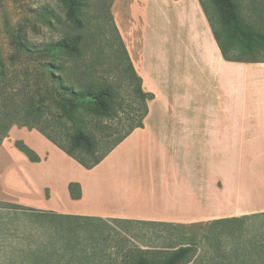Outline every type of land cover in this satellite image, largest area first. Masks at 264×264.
<instances>
[{"label": "crops", "instance_id": "1", "mask_svg": "<svg viewBox=\"0 0 264 264\" xmlns=\"http://www.w3.org/2000/svg\"><path fill=\"white\" fill-rule=\"evenodd\" d=\"M160 1L167 14L189 16L190 51L179 55L187 66L170 67L163 77L123 34L142 89L153 94L143 127L90 169L39 130L11 128L40 161L15 144L0 147V264L12 251L26 260L27 251L41 249L47 241L42 219L50 214L122 226L137 234L132 239L143 253L194 247L184 264H264V61L225 59L200 0ZM136 138L152 139L159 152L158 207L146 205L140 187L127 183L130 166L118 155ZM180 149L216 155L217 163H206V177L195 182L193 163L168 159ZM71 182L80 184L81 198H72ZM130 189L141 198L126 195ZM150 231L153 245L145 238ZM179 237L184 241L176 246Z\"/></svg>", "mask_w": 264, "mask_h": 264}, {"label": "rangeland", "instance_id": "2", "mask_svg": "<svg viewBox=\"0 0 264 264\" xmlns=\"http://www.w3.org/2000/svg\"><path fill=\"white\" fill-rule=\"evenodd\" d=\"M202 2L216 28L219 29V14L215 3L213 0ZM234 2L245 22L264 33V0ZM167 8L168 6L163 5L160 0H87L81 18L82 23L77 25L70 20L60 0H0V57L5 59L17 53L12 41L19 31L40 49L63 38L79 36L80 57L70 58L65 52L58 50L49 53L47 50L46 60L36 59L33 53L21 54L16 67L9 71V77L16 69L19 71L27 67L29 75L40 82L41 90L33 91L30 95L34 97V101H47L50 105L44 107L48 114L42 116L39 125L66 146L69 145L68 136L72 133V122L70 120L61 122L49 116L51 111L57 110L53 101L62 100L57 99L62 91L56 92L58 84L51 78L52 71L46 66L42 67L40 63L45 64L56 57V72L66 76L77 89L86 88L90 84L110 85L114 110L111 116L103 119L108 127L102 128L96 122L88 123L86 126L90 133L99 138H103L106 132L112 133L111 137L103 138V146H100L97 153L99 154L136 124L144 110L142 101H147L137 90V79L130 68L119 34L122 40L125 34L134 52L140 55L149 68L163 72V77L170 67L187 66L186 60L179 61V55L190 51L188 37L190 22H186L189 16L176 18V15L164 11ZM254 52L257 58L264 59V47ZM237 53L240 55L241 52L237 50L235 54ZM243 55L250 58L248 53ZM47 88L49 92L45 91ZM52 89L55 91L50 92ZM15 136L9 132L1 146L7 139L9 141L6 147L15 144ZM151 140L146 138L139 141L136 138L134 143L124 145L127 146L126 151L120 149L118 155L125 158L130 166L126 176L127 183H133L136 188L139 186L145 204L148 202V205L154 208L159 206L155 201L160 194L158 185L162 163L159 152L153 147L156 144H152ZM167 156L168 159L175 158L178 162L193 163L195 182L201 180L202 175L206 177V163L211 165L217 163L216 155H209L207 158V155H202L197 149L191 154H186L180 149ZM81 175L84 177L83 172ZM125 194L131 197L135 195L136 199L140 197L137 192L133 193V189L126 191ZM64 205V208H73L65 202ZM90 206L89 203L86 205ZM126 221L129 227L133 228L135 222L131 219ZM42 223L47 241L41 249L27 251L26 260L17 256L20 250L15 254L12 251L14 256L11 254L3 261L7 264H23L26 261V264H129L139 255L145 254V257L151 260L155 259V255L156 257L162 255L155 253L160 251L157 249H148L143 253L137 240L132 239L137 234L128 233L122 226L115 227L103 220L50 214L42 219ZM145 236L150 242L148 244L153 245L152 231L145 233ZM183 241L179 237L176 246Z\"/></svg>", "mask_w": 264, "mask_h": 264}, {"label": "trees", "instance_id": "3", "mask_svg": "<svg viewBox=\"0 0 264 264\" xmlns=\"http://www.w3.org/2000/svg\"><path fill=\"white\" fill-rule=\"evenodd\" d=\"M200 1L225 59L230 61H264V59L257 58L254 52L264 47V33L245 22L234 0H213L219 14V29L216 28L202 0ZM60 2L65 6L70 20L77 25H81V18L87 0H60ZM119 37L126 51L133 75L137 79L139 94L144 100L152 98L153 94L143 91L141 78L135 72L120 34ZM80 41L81 38L79 36L66 37L54 44L47 45L44 49H40L31 43L21 31L17 33L12 41L17 53L5 59L0 57V146L15 125L37 129L68 155L90 169L99 164L135 128L144 126L143 120L148 113L147 101H142L144 110L136 124L126 134L107 145L105 151L97 154L101 148L103 138L111 137L112 133L106 132L103 138H99L90 133L86 126L88 123L96 122L102 128L108 127L103 119L111 116L114 110L112 87L106 84H90L86 88L77 89L66 76L56 72V57H53L51 61H46L45 64L39 63L42 67L46 66L52 71L51 78L58 84L56 92L62 91L57 98L62 100L53 101L57 106V110L55 112L51 111L49 116L61 122L67 120L72 122V133L68 136L69 145H64L55 135L48 133L46 129L39 125L42 116L48 114V112H45L44 107L47 108L50 105L47 101H34V97L30 95L33 91L41 90L39 89L40 82L31 74L29 75L30 71L27 70V67L19 71L16 69L15 72H12L11 77H9V71L12 67H16L21 59V54L33 53L36 59L46 60L47 50L48 53L58 50L65 52L67 57L70 58L80 57ZM237 50L241 52L240 55L238 53L235 54ZM246 53L250 55V58L244 57L243 54ZM45 91L49 92V88L45 89ZM54 91L55 89H52L50 92ZM15 146L23 151L30 160L40 161V156L23 140H16ZM69 187L72 198L81 196L79 183L71 182ZM194 252V247H180L171 252H161L162 255L153 260L139 255L136 260L129 264H184Z\"/></svg>", "mask_w": 264, "mask_h": 264}, {"label": "bare ground", "instance_id": "4", "mask_svg": "<svg viewBox=\"0 0 264 264\" xmlns=\"http://www.w3.org/2000/svg\"><path fill=\"white\" fill-rule=\"evenodd\" d=\"M8 141H9V140H8ZM7 143H8V142L6 141V145H7Z\"/></svg>", "mask_w": 264, "mask_h": 264}]
</instances>
